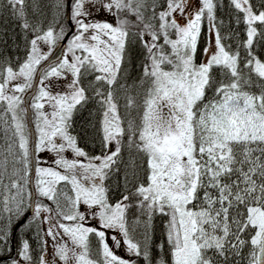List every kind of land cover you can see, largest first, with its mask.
Returning <instances> with one entry per match:
<instances>
[{
    "label": "snow or ice",
    "instance_id": "snow-or-ice-1",
    "mask_svg": "<svg viewBox=\"0 0 264 264\" xmlns=\"http://www.w3.org/2000/svg\"><path fill=\"white\" fill-rule=\"evenodd\" d=\"M36 6L0 0L25 45L0 52V264H264V0Z\"/></svg>",
    "mask_w": 264,
    "mask_h": 264
},
{
    "label": "trees",
    "instance_id": "trees-1",
    "mask_svg": "<svg viewBox=\"0 0 264 264\" xmlns=\"http://www.w3.org/2000/svg\"><path fill=\"white\" fill-rule=\"evenodd\" d=\"M33 0H29V4H32ZM35 4L37 5L35 8H29V15L30 18H38L39 20L43 21V26L47 27L50 22L53 21V18L56 16V9L54 7L55 0H35ZM227 0H222V5H226ZM35 11L36 17H32V13ZM220 12H224V7L222 6ZM19 29L17 28L15 23H12L9 19V12L8 11H0V52H3L5 57H11L13 66L16 65L17 58L23 59L25 55V45L23 37L18 35ZM243 36V33H241ZM6 41V45L3 43ZM67 42V40H66ZM256 54L259 55L262 59H264V47H261L260 44H257L255 47ZM135 75V73H133ZM131 82V81H130ZM82 83L85 85L87 84V80H83ZM35 95V94H34ZM33 95V96H34ZM32 100V98H31ZM30 100V104H31ZM4 103L0 102V112L3 111ZM88 109L91 110L95 116V105L90 103ZM31 116L33 115V110L30 107ZM88 116V112L78 113L74 117V134L79 133L81 135V147L85 148V151L89 152L90 154H95L98 149L96 148L93 142L94 133L89 127L88 130L85 132L84 130V120ZM33 117V116H32ZM95 123V121H93ZM3 136V132L0 131V137ZM3 141L0 140V144ZM111 183V182H110ZM30 190V188H29ZM4 195L3 191L0 190V197ZM113 197L118 199L119 193L113 192ZM159 224V221H157ZM94 239V238H93ZM95 242V239H94ZM95 247V244H93Z\"/></svg>",
    "mask_w": 264,
    "mask_h": 264
},
{
    "label": "rangeland",
    "instance_id": "rangeland-1",
    "mask_svg": "<svg viewBox=\"0 0 264 264\" xmlns=\"http://www.w3.org/2000/svg\"><path fill=\"white\" fill-rule=\"evenodd\" d=\"M66 50H67V42H66V46H65L64 52H66ZM43 51L44 52H47L48 51V46H43ZM70 79H71V75L70 74H67V79H65V78H51L50 81H46V84H47V86H48L49 89L53 90V92H60V91H63L66 88L67 83L69 82ZM39 86L40 85L38 83L37 84V88ZM24 94H23V96H24ZM31 102H32V100H31ZM48 110L50 111L51 109L49 108ZM32 116H31V119H32V124H33V128H34V135H35V115H34V110H33V115ZM44 155L46 157L48 156V154H44ZM50 162H51V160H50V158H48V163H50ZM45 166H47V165H45ZM93 244H95L94 239H92V247L94 246ZM95 247H93V250L94 251H95ZM48 249H49L48 256H49L50 259H53L54 258V251L52 249V242H51L50 239H49Z\"/></svg>",
    "mask_w": 264,
    "mask_h": 264
},
{
    "label": "water",
    "instance_id": "water-1",
    "mask_svg": "<svg viewBox=\"0 0 264 264\" xmlns=\"http://www.w3.org/2000/svg\"><path fill=\"white\" fill-rule=\"evenodd\" d=\"M66 46V39L65 40H60L57 42L56 46L53 49V52L55 54V57H62V54L64 52ZM52 59V57H50V60ZM48 62L42 61L41 65L42 66H47ZM37 81H34V88L33 89H29L25 94H24V99L26 101L25 103V107L28 108V111L25 113V120L28 123V130L31 133L32 137L34 138V128H33V124H32V119H31V111H30V100L33 97V95L35 94V89H37ZM30 190H32V188L30 187Z\"/></svg>",
    "mask_w": 264,
    "mask_h": 264
}]
</instances>
